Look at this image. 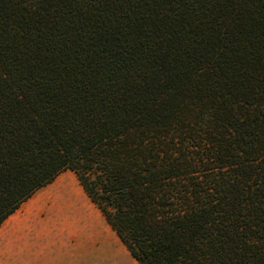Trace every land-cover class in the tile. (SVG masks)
I'll use <instances>...</instances> for the list:
<instances>
[{
	"label": "trees",
	"instance_id": "trees-1",
	"mask_svg": "<svg viewBox=\"0 0 264 264\" xmlns=\"http://www.w3.org/2000/svg\"><path fill=\"white\" fill-rule=\"evenodd\" d=\"M66 170L139 264H264V0H0V224Z\"/></svg>",
	"mask_w": 264,
	"mask_h": 264
},
{
	"label": "crops",
	"instance_id": "crops-1",
	"mask_svg": "<svg viewBox=\"0 0 264 264\" xmlns=\"http://www.w3.org/2000/svg\"><path fill=\"white\" fill-rule=\"evenodd\" d=\"M0 264H139L71 170L0 224Z\"/></svg>",
	"mask_w": 264,
	"mask_h": 264
}]
</instances>
